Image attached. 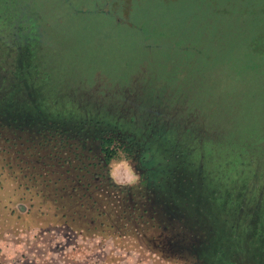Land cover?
I'll list each match as a JSON object with an SVG mask.
<instances>
[{
    "label": "rangeland",
    "instance_id": "374dc122",
    "mask_svg": "<svg viewBox=\"0 0 264 264\" xmlns=\"http://www.w3.org/2000/svg\"><path fill=\"white\" fill-rule=\"evenodd\" d=\"M35 1L31 13L34 8L41 11L44 61L53 74L48 96L53 106L54 97L58 100L60 96L58 107L67 105L66 114L45 113L46 117L40 119L34 111L25 116L20 105L7 101L0 105V119L28 127L60 126L70 135L79 131L83 143L96 149L97 137L106 126L96 119L109 116L110 121L111 113L118 115L116 109H130L123 96L130 88L143 92L144 97L150 90L158 94L152 103L155 114L146 128L149 132H143L148 139L169 129L175 133L177 125H188V80L192 86L201 84L204 98L214 89H228L231 98L227 102L237 110L247 101L256 109L264 107V71L251 74L244 69L250 61L245 58L248 35L255 38L257 51L264 50L259 37L264 31V0H199V5L207 2L204 11L196 10L188 0H134L130 20L139 28L130 23L115 24V15L126 13L121 0L114 9L107 0H71L72 6L84 4L91 10L84 12L68 11L54 0ZM102 3L109 4L107 12L93 9ZM214 6L219 11L206 24L208 11ZM251 10L257 12V21L250 16ZM247 26L239 37L240 28ZM188 45L200 51L197 58L193 50L188 52ZM195 59L198 69H191L188 76V65ZM124 77L132 78L130 86ZM141 103L144 107L146 99ZM27 106L35 110V105ZM75 107L95 111L88 114V119ZM229 108L234 109L231 105ZM99 110L111 113L99 116ZM250 113L256 112L251 109ZM127 129L125 133H135ZM134 148V157L116 160L111 174L120 184L145 178L158 196L153 190L149 200L139 198L142 210L137 219L130 221L125 213L123 225L115 222L112 230L121 232L122 240L74 233L66 236L54 231V239L48 242L31 236L34 231L16 238L8 233L0 238V255H6V263L10 258L15 264L35 256L42 264H53L46 261L51 257H57L59 264H74L72 260L83 264H264V170L256 171L255 162L249 166L247 177L241 178L240 200L232 210L228 207L222 218L211 207L208 178L204 181L198 169H188L189 159L182 154L176 156L178 147L165 161L160 155L144 158L142 145L134 143ZM142 158L146 162H141ZM162 198L167 204L159 202ZM27 236L29 243L24 240Z\"/></svg>",
    "mask_w": 264,
    "mask_h": 264
},
{
    "label": "trees",
    "instance_id": "16d2710c",
    "mask_svg": "<svg viewBox=\"0 0 264 264\" xmlns=\"http://www.w3.org/2000/svg\"><path fill=\"white\" fill-rule=\"evenodd\" d=\"M54 1L68 11H91L84 4L72 6L71 0ZM107 1L114 6L112 9L117 5V0ZM133 1L121 0L126 13L115 15V24L130 23L139 28L130 20ZM191 1L198 11L207 8V2L199 5V0H188ZM33 4L35 7V0H0V105L7 101L18 104L23 110L21 115L37 112V118L42 119L46 114H66L64 108L67 105L58 107V100H62L60 96L58 100L54 97V106L49 99L53 74L44 61L42 44L45 43V32L41 27V11L34 8L35 12L31 13ZM108 5L102 3L93 9L105 13L109 10ZM218 11V7H211L206 24ZM249 14L257 21V12L251 10ZM246 29L248 26L240 28L239 37ZM259 37L264 41V31ZM245 43H249L245 58L250 61L244 64V69L248 73L264 71V50L257 51L255 38L250 35L245 38ZM190 50L196 58L200 55L199 50L188 45V52ZM256 58L260 61H255ZM198 65L196 59L190 61L188 76L191 69H198ZM124 79L130 86L132 78ZM150 91L147 97L131 88L123 93L130 109H116L119 119L116 113L99 110V116L108 112L113 117L110 121L109 116L96 119V122L103 121L106 125L97 137L96 149L83 143L84 136L79 131L72 136L70 131L60 126L41 124L28 127L0 119V238L8 233L16 238L21 233L34 231L31 236L35 239L50 242L54 239V231H60L66 236L74 233L84 237H112L117 242L122 240V233L112 230L115 222L123 225L125 213L130 221L137 219V213L142 210L139 198L145 196L149 200V193L153 190L158 196L156 188L148 186L145 178L120 184L111 174V165L116 160L134 157V143L144 147V158L154 159L160 155L164 161L178 147L176 156L182 154L189 159L188 169H198L204 181L208 178L211 207L225 218L229 208H235L240 200L238 194L243 191L242 179L251 170L249 166L255 162L256 171L264 170V107L257 110L252 102L247 101L243 108L237 110L233 103L227 102L231 98L228 89H214L204 98L201 84L192 86L188 80V125H177L175 133L169 129L148 139L143 132H149L146 130L150 127L148 121L155 114L152 103L154 98L158 99V94ZM143 98L147 103L144 107L141 103ZM26 104L35 105V110H30ZM230 105L234 108L231 111L228 109ZM3 109L9 111L8 108ZM83 109L74 110L88 119L91 118L88 114L95 111ZM251 109L257 114H251ZM129 127L135 133H125ZM146 159L142 158L141 162H146ZM250 187L249 193L252 194ZM159 200L167 204L164 198ZM29 236L24 239L28 243ZM4 256L3 253L0 255V264H7ZM50 259L46 261L59 264L57 257ZM11 261L12 258L9 264ZM72 263L83 264L77 260H72ZM15 264L42 262H37L34 256Z\"/></svg>",
    "mask_w": 264,
    "mask_h": 264
}]
</instances>
